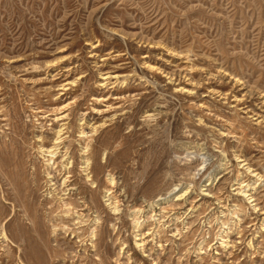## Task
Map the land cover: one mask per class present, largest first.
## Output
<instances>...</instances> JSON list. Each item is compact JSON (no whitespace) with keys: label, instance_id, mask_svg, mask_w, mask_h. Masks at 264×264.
Instances as JSON below:
<instances>
[{"label":"rangeland","instance_id":"374dc122","mask_svg":"<svg viewBox=\"0 0 264 264\" xmlns=\"http://www.w3.org/2000/svg\"><path fill=\"white\" fill-rule=\"evenodd\" d=\"M0 264H264V0H0Z\"/></svg>","mask_w":264,"mask_h":264},{"label":"bare ground","instance_id":"6f19581e","mask_svg":"<svg viewBox=\"0 0 264 264\" xmlns=\"http://www.w3.org/2000/svg\"><path fill=\"white\" fill-rule=\"evenodd\" d=\"M111 75V74H109ZM109 76L107 75L106 78H108ZM112 77V75H111ZM115 77L117 80H119L121 78V76L119 75H115L113 76ZM129 77V76H128ZM125 78V77H124ZM123 80V79H122ZM121 81V80H120ZM119 81V82H120ZM124 81V80H123ZM104 84V83H103ZM102 84V85H103ZM65 88V87H64ZM182 90L185 91V87H182ZM188 90V89H187ZM190 92V91H189ZM101 100V99H100ZM100 100H96L97 102H100ZM68 104V103H67ZM68 105L62 107L61 109H65L67 108ZM110 106V105H109ZM69 107V106H68ZM93 111L97 114H102V113H108L107 111H110L111 108L113 107H108L107 109L105 110H102L100 108H96V107H93ZM67 110V109H66ZM84 116L87 115L86 114H83ZM116 114H114L113 116L111 115V117L109 116L110 120L115 116ZM108 115H106L107 117ZM70 118L69 117V114L66 112H60V113H57L54 117V121L56 122L55 126L52 127V136L51 137V145L50 146H41L40 147V153H42L45 157H47L46 159V165L48 166V181L50 183V185L53 184V179H54V176L52 175L51 171L53 169H55L56 167H54L56 164H60L64 169H69L70 166L72 164V156L70 155V152H69V145L66 144V141H67V138L70 137V135L67 136V134L70 132V127L68 125V122H66V120ZM81 119V118H80ZM93 119V118H92ZM92 120H89V128L88 126L86 125V123H82L79 125V133H80V137L81 139L84 138V137H88L89 134L88 132L86 131V129L88 128L89 131H92V132H96L100 127H102L105 123H106V120H103L102 122H95L94 123H91ZM91 136V135H90ZM45 139V137L43 135H41L39 137V141H43ZM86 140V139H85ZM90 141V139H89ZM44 142V141H43ZM81 144V143H80ZM88 144H86L85 146H82L81 147V161L82 163L84 164L83 166V171H85V175H86V179L88 181H93V175L91 174V171L90 170V167H91V162H90V157L87 156V152H88ZM64 149V150H63ZM43 156V157H44ZM57 159L58 162H57ZM45 161V160H44ZM53 172V171H52ZM68 173V172H67ZM256 176H259V173L258 174H254ZM53 177V179H52ZM261 177V176H260ZM62 180V183L61 185L63 186H69L71 184H69L70 180H69V175L68 176H62L61 178ZM60 181V180H59ZM108 181L110 183H114V178L111 176L108 178ZM52 183V184H51ZM93 184L95 183V181L92 182ZM70 189V188H69ZM252 189H255V187L253 186V184H246L245 186H240L239 187V193L241 195H243L245 198L249 199V201H254L253 200V196H252V193H250V191ZM66 191V190H65ZM69 192V191H68ZM67 193V192H66ZM186 193V191H184L183 189L179 188V187H175L173 188L172 190H170L166 196L164 197H160L159 200H163V201H167L169 199H172V198H175L176 197V200H180L182 199L183 196H185L184 194ZM69 194V193H68ZM54 197L53 195V192L50 191L48 192L47 194V197ZM112 192L110 189H108L106 192H105V195L104 197L107 198L106 199V202L108 203L107 205L113 210V212L115 211H118V205L114 204L113 201H111L112 199ZM57 200H59V203L62 205V207H65V209L67 210H70L71 207H72V201H67V198L65 197H62V196H59L57 198ZM72 200V199H71ZM74 207V206H73ZM66 212V211H65ZM138 213V212H137ZM138 215V214H137ZM138 218V217H137ZM135 225L136 227L138 228V231L141 230V223L139 221L135 222ZM137 235H139L137 237ZM4 236V235H3ZM6 236V234H5ZM226 237L223 236L222 238V242H221V245L226 247L228 245V242L230 241L229 238H227L229 236V234L227 233L225 235ZM147 241H145V235L143 233H140V234H136V244L139 246V247H142V246H145Z\"/></svg>","mask_w":264,"mask_h":264}]
</instances>
